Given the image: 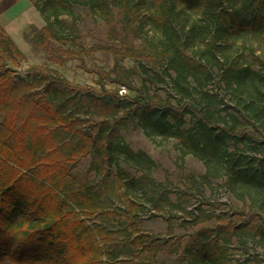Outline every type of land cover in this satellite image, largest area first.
Masks as SVG:
<instances>
[{
    "label": "rangeland",
    "instance_id": "rangeland-1",
    "mask_svg": "<svg viewBox=\"0 0 264 264\" xmlns=\"http://www.w3.org/2000/svg\"><path fill=\"white\" fill-rule=\"evenodd\" d=\"M221 1L219 40L195 10L181 12V25L167 35L151 0L113 6L104 17L75 5L73 16L54 24L61 38L51 41L81 54L83 63L43 49L49 40L40 34L45 21L27 16L34 23L11 27L7 33L18 51L0 47V64L13 78L0 102V122L14 114V148L0 150V205L10 186L26 182L34 193L42 191L52 233L69 234L87 251L82 264H264V175L258 183V175L242 172L261 164L264 174V40L249 27L230 28L226 12L238 0ZM251 16L248 11L241 18L248 22ZM129 43L135 59L88 51ZM225 61L250 72L227 84ZM35 66L97 93L123 91L177 106L191 101L214 125L238 133L250 126L253 136L226 135L225 151L215 142L207 152L197 151L202 156L183 153L177 138L147 135L134 104L55 87L31 71ZM175 66L188 74L179 85ZM167 119L174 121L170 114ZM183 127L197 132V118L184 113ZM41 224L18 209L9 226L18 238ZM3 262L58 264L10 256Z\"/></svg>",
    "mask_w": 264,
    "mask_h": 264
},
{
    "label": "trees",
    "instance_id": "trees-1",
    "mask_svg": "<svg viewBox=\"0 0 264 264\" xmlns=\"http://www.w3.org/2000/svg\"><path fill=\"white\" fill-rule=\"evenodd\" d=\"M36 10L39 12L46 25L40 30V34L48 37L49 40L43 45V49L48 53H54L58 56H66L71 58L78 57L83 63V56L79 53L64 49L63 47L55 45L51 38L60 39L61 32H59L54 24L62 22L61 16H73L74 6H81L89 9L90 12L104 17L112 11V7L116 8H132V0H30ZM152 14L162 26L167 35L175 34L177 27L181 25L180 13L188 9L199 11L204 15L207 22L203 27L209 30L212 38L218 35L221 30V21L224 17L222 11L224 9L221 0H151ZM139 2L134 3L138 6ZM130 6V7H127ZM251 12L252 16L248 22H245L242 15L246 12ZM227 17H231L230 28L235 27H249L250 31L264 40V0H238L237 6L233 12H226ZM239 19H242L240 21ZM225 22V21H224ZM31 28L36 29L32 25ZM30 42L34 40L27 37ZM0 47L2 51L12 53L18 51L12 38L7 31L0 25ZM88 51H103L113 55L115 58H137V51L130 43L122 46L111 45H96L92 46ZM185 58L192 57L180 50ZM214 53V52H213ZM219 60V59H218ZM199 62V59H198ZM176 76L173 78L176 85L181 81H186L188 74L184 73L182 68L175 66ZM35 74H39L47 78L55 87H63L71 91L87 94L93 97L113 96L121 102H129L134 104L137 109H141V118L143 120L142 126L147 135H159L164 137L177 138L184 147H181L183 153L192 152L194 155H200L197 151L205 153L211 146L215 147V142L220 147L219 151L225 148L226 135L241 138L245 133L249 132L253 136V129L250 126L242 128L241 132H236L228 129L225 126L214 125L212 120L205 116L191 101H185L181 106L174 105L170 102H163L156 99H148L147 97L137 95L130 97L128 95H121L118 92H111L106 89L100 93L94 91L93 88L83 87L79 85L70 84L65 78L52 75L48 69L42 66H35L31 69ZM221 71L223 80L230 84L229 78L232 77L235 83H240L250 70L246 66L229 67L227 61L221 64ZM232 72V73H231ZM13 78L9 73V69L5 64H0V102L12 82ZM184 113H189L192 117L197 118L198 131L194 132L192 128L183 127ZM167 114H170L174 121L167 119ZM14 114L6 113L3 121L0 122V150L11 149L14 146L11 143V137L14 135ZM252 122V121H251ZM253 123V122H252ZM253 139V138H251ZM252 141H257L256 139ZM211 151V150H209ZM225 151V150H223ZM220 153V152H219ZM202 156V155H200ZM260 160V159H258ZM263 167H264V160ZM261 164L258 168L251 170L249 168L242 170L253 178V175H258L256 178L258 183H261ZM259 173V174H258ZM263 173V172H262ZM79 184V180L72 178ZM81 187V186H79ZM5 199H1L0 205V264L4 263L3 258L11 257V260L19 259L23 262H41L48 261L56 262L58 264H82L83 260H87V251L78 247L74 242V238L62 234L55 235L52 233L55 223L48 224L46 211L47 205L44 201L43 192L32 191V186L24 182L23 187L14 185L8 187L3 194ZM38 198V199H37ZM20 209L30 220L38 221L41 227L32 229L30 233L22 237H14L13 229L9 224L16 215V210ZM245 217L250 218V212H242ZM48 224V227H46ZM54 226V227H53ZM67 231V230H64ZM88 264V262L86 263ZM95 264H102L97 262Z\"/></svg>",
    "mask_w": 264,
    "mask_h": 264
},
{
    "label": "crops",
    "instance_id": "crops-1",
    "mask_svg": "<svg viewBox=\"0 0 264 264\" xmlns=\"http://www.w3.org/2000/svg\"><path fill=\"white\" fill-rule=\"evenodd\" d=\"M27 16H33V19L37 17L38 24L44 22L30 0H0V25L9 33H11V27L19 26V28L25 29L34 23L32 20H28Z\"/></svg>",
    "mask_w": 264,
    "mask_h": 264
},
{
    "label": "built area",
    "instance_id": "built-area-1",
    "mask_svg": "<svg viewBox=\"0 0 264 264\" xmlns=\"http://www.w3.org/2000/svg\"><path fill=\"white\" fill-rule=\"evenodd\" d=\"M123 91H120V93L122 94Z\"/></svg>",
    "mask_w": 264,
    "mask_h": 264
}]
</instances>
